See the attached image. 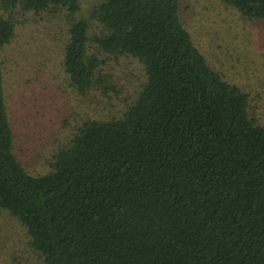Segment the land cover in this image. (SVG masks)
<instances>
[{
    "label": "trees",
    "instance_id": "16d2710c",
    "mask_svg": "<svg viewBox=\"0 0 264 264\" xmlns=\"http://www.w3.org/2000/svg\"><path fill=\"white\" fill-rule=\"evenodd\" d=\"M217 1L264 19V0ZM180 4L104 0L85 17L80 0H0L5 12H67L63 68L78 94L104 87L90 43L146 76L120 119L85 122L36 177L14 154L0 61V211L43 264H264V126L193 44ZM15 37L0 15V52Z\"/></svg>",
    "mask_w": 264,
    "mask_h": 264
},
{
    "label": "rangeland",
    "instance_id": "374dc122",
    "mask_svg": "<svg viewBox=\"0 0 264 264\" xmlns=\"http://www.w3.org/2000/svg\"><path fill=\"white\" fill-rule=\"evenodd\" d=\"M103 1L80 0V15L89 17ZM180 3V18L193 44L224 81L249 95L250 117L264 126V19L246 20L217 0ZM0 15L11 17L16 25L15 39L0 52L14 154L30 175L43 176L85 122L121 118L142 91L145 72L137 60L111 58L90 43L89 53L102 61L99 76L105 82L103 88L80 95L63 68L67 12L36 15L0 8ZM89 33L98 35V24L93 22ZM0 264H43L30 248L26 230L4 211H0Z\"/></svg>",
    "mask_w": 264,
    "mask_h": 264
}]
</instances>
